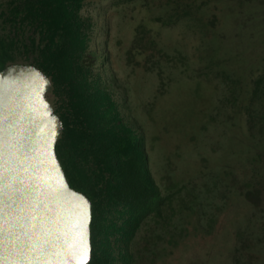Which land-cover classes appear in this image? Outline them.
I'll return each instance as SVG.
<instances>
[{
	"label": "rangeland",
	"instance_id": "1",
	"mask_svg": "<svg viewBox=\"0 0 264 264\" xmlns=\"http://www.w3.org/2000/svg\"><path fill=\"white\" fill-rule=\"evenodd\" d=\"M83 12L95 23L94 75L144 136L155 179L164 191L187 185L176 236L159 238L141 264H264V122L252 101L264 0H89ZM140 25L170 61L150 57L146 41L134 48Z\"/></svg>",
	"mask_w": 264,
	"mask_h": 264
},
{
	"label": "trees",
	"instance_id": "2",
	"mask_svg": "<svg viewBox=\"0 0 264 264\" xmlns=\"http://www.w3.org/2000/svg\"><path fill=\"white\" fill-rule=\"evenodd\" d=\"M88 1L0 0V70L26 59L45 72L49 90L62 101L54 109L63 124L57 154L71 186L92 202L88 264H141L159 238L176 236L175 217L191 207L182 196L187 185L161 188L144 136L119 116L107 84L96 79L99 53L90 48L95 23L83 12ZM175 21L171 15L165 24ZM144 41L150 57L170 61L152 32L140 25L134 48ZM254 86L252 101H260L264 122V73Z\"/></svg>",
	"mask_w": 264,
	"mask_h": 264
},
{
	"label": "water",
	"instance_id": "3",
	"mask_svg": "<svg viewBox=\"0 0 264 264\" xmlns=\"http://www.w3.org/2000/svg\"><path fill=\"white\" fill-rule=\"evenodd\" d=\"M50 87L34 64L0 70V264L92 258V202L71 186L58 157L63 124Z\"/></svg>",
	"mask_w": 264,
	"mask_h": 264
},
{
	"label": "snow or ice",
	"instance_id": "4",
	"mask_svg": "<svg viewBox=\"0 0 264 264\" xmlns=\"http://www.w3.org/2000/svg\"><path fill=\"white\" fill-rule=\"evenodd\" d=\"M85 204H87V201H84Z\"/></svg>",
	"mask_w": 264,
	"mask_h": 264
}]
</instances>
